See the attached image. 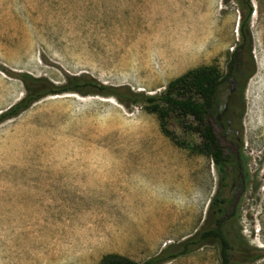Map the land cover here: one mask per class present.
<instances>
[{
	"label": "rangeland",
	"instance_id": "1",
	"mask_svg": "<svg viewBox=\"0 0 264 264\" xmlns=\"http://www.w3.org/2000/svg\"><path fill=\"white\" fill-rule=\"evenodd\" d=\"M247 1L254 71L241 124L237 98L229 129L223 122L234 83L221 88L219 114L208 119L223 150L240 159L231 190L175 121L179 146L140 106L49 95L0 124V264H99L109 254L143 263L213 226L217 192L224 216L233 208L223 227L231 260L264 264V0ZM242 14L233 0H0V113L24 97L21 74L152 95L195 68L225 72ZM220 259L218 244L206 242L166 264Z\"/></svg>",
	"mask_w": 264,
	"mask_h": 264
},
{
	"label": "trees",
	"instance_id": "2",
	"mask_svg": "<svg viewBox=\"0 0 264 264\" xmlns=\"http://www.w3.org/2000/svg\"><path fill=\"white\" fill-rule=\"evenodd\" d=\"M238 8L243 11L238 24L239 39L228 55L225 72L218 66H202L187 71L181 76L171 80L161 94H146L136 92L130 88H117L97 84L92 80H83L80 77H67L66 82L61 86L44 84L41 78H34L28 74H21L18 79L25 87L24 97L16 104L0 113V124L17 117L22 111L29 108L33 103L49 95H61L69 93L98 94L105 97H114L125 107L134 105L142 107L147 113L156 116L163 135L168 137L175 145H181L175 134L169 130V121H175L179 127L198 138V143L190 147L192 153L203 155L215 164V168L221 177V187L231 190L236 177L235 167L240 166V159L230 152H225L220 145L208 119L212 115L219 114L220 102L219 92L223 86L234 83L229 94V102L223 107V122L226 129H229V122L237 107L231 100L234 98L242 102L238 123L241 124L243 114V91L254 71V60L252 56V37L249 30V19L252 14V6L247 1L246 6L243 0H233ZM235 170V171H234ZM235 172V173H234ZM248 179L244 173L243 181ZM227 200L219 197V192L211 200V220L213 226L204 227L195 235L187 238L179 245H167L157 255L143 263H136L126 257L109 254L102 258L99 264H166L173 259L189 253L194 248L201 247L206 242L218 244L220 251V264H236L231 260V250L234 249L233 242L225 235L223 227L226 220L233 215L231 202L225 214ZM208 210V211H209ZM239 247L243 250L245 241L240 239ZM263 255H254L251 261L258 260Z\"/></svg>",
	"mask_w": 264,
	"mask_h": 264
},
{
	"label": "flooded vegetation",
	"instance_id": "3",
	"mask_svg": "<svg viewBox=\"0 0 264 264\" xmlns=\"http://www.w3.org/2000/svg\"><path fill=\"white\" fill-rule=\"evenodd\" d=\"M211 160V159H210ZM212 161V163L214 164V162H213V160H211ZM214 166H215V164H214Z\"/></svg>",
	"mask_w": 264,
	"mask_h": 264
}]
</instances>
